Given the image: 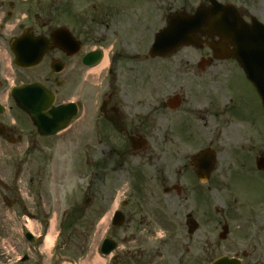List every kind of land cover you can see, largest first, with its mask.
Listing matches in <instances>:
<instances>
[{
    "label": "flooded vegetation",
    "instance_id": "flooded-vegetation-1",
    "mask_svg": "<svg viewBox=\"0 0 264 264\" xmlns=\"http://www.w3.org/2000/svg\"><path fill=\"white\" fill-rule=\"evenodd\" d=\"M102 1L100 10H97L99 19L95 20L103 23L108 19L121 30L114 33L111 31L112 34L105 41L96 43L91 33L84 29V25L78 29L66 21L62 23V20L66 19L61 14L34 13L32 16L26 13L24 17L22 13V18L16 24L18 32L9 34L10 37L3 33L6 28L3 18L11 17L13 12L8 8L4 17L0 18V103L6 108L0 112V146L3 143L26 148L34 145V154L35 150L39 153L40 139H52L41 136L30 117L18 108L12 95L13 87L37 82L42 84L57 102L59 99V103L70 101L62 99H65L64 93L72 89V74L80 73L85 88L88 86V76H85V73H92L96 67L92 65L95 54L91 53L100 51L102 59L107 53L108 65L98 73V77L103 75L99 83L101 91L81 95L79 104L81 113L88 110L95 113L93 124L98 143L101 145L97 161L98 179L105 182L110 179L107 177L112 170L125 168L130 174H139L142 177L141 167L138 166L150 163L154 166L156 177L162 182H178L165 186V191H168L166 194L177 192L181 195L183 191H188L195 196L203 184L199 181L192 159L205 149L214 150L217 160L206 183H209V189H213L214 184L220 185L221 181H224L225 187L228 186L226 188L230 191V199L225 205V210L214 208L213 212L210 209L209 220L203 223L205 226L215 225L218 220V226H224L225 236V239H219L211 245L210 251L203 255L216 257L212 247L220 248L223 243H229L222 254L237 257L242 264H264V195L249 198L235 188L241 175L246 172L264 179V171L257 165L258 158L264 154L262 148L258 150L262 146L264 110L254 86L237 60L217 58L219 56L206 44L201 47H181L169 56L175 61H166L168 57L147 58L156 31L141 30L131 24V15H135L139 23L142 16H145L144 13L149 14L152 11L156 18L167 21L174 12L194 13L198 8L211 6L217 1L234 4L239 8L240 17L249 21L253 15L249 14L245 7L247 0H243L245 3L242 0H197L192 3L187 1L184 6H178L176 2L171 3L168 0ZM7 6L13 9L17 4L12 1ZM148 9L150 10L147 11ZM125 22L134 29L124 30L129 28L125 27ZM27 30L34 36L46 37L50 45L40 63L33 68L17 67L11 47L13 39L22 36ZM111 39L112 46L106 49ZM39 50L37 48L38 52ZM237 77L244 78L256 95L255 118L253 104L241 95L232 83ZM225 81L232 92L229 100L222 101L213 95L212 90L216 84L221 85ZM15 107L17 114L25 116L26 119L18 115L12 118ZM228 116L229 120H224ZM212 119L218 120L221 130L228 129L233 123L237 126L245 123V130L248 132L253 131H249L248 123L256 128L261 141V145L255 147L257 154L249 156L245 152L249 145L239 137L234 136L231 142L224 145V137L211 130ZM226 123H229L228 127ZM174 149L179 155L177 161H174V153H166L167 150ZM222 149L231 150V158L226 164L220 162ZM39 158V154L34 155L35 160L38 161ZM137 162L139 165H136ZM173 162L170 170L169 163ZM110 163L114 165L113 169L109 168ZM42 178L37 180L34 187L39 195L43 193L42 187L47 174ZM185 178L196 182V186L187 185V189H184L179 181ZM220 186L218 187L221 188ZM111 194L114 195L113 192ZM123 202L126 207L122 210L126 213L131 201L123 200L121 206ZM238 244L242 245L240 251L233 247ZM203 255L197 257H204Z\"/></svg>",
    "mask_w": 264,
    "mask_h": 264
},
{
    "label": "rangeland",
    "instance_id": "rangeland-1",
    "mask_svg": "<svg viewBox=\"0 0 264 264\" xmlns=\"http://www.w3.org/2000/svg\"><path fill=\"white\" fill-rule=\"evenodd\" d=\"M9 1L5 0V5ZM187 1L192 3L197 0H168L171 3L176 2L178 6H184L183 4ZM16 2V8L12 9L13 15L3 18V23L6 24L3 33H6L7 37H10L9 34L18 32L16 24L21 19L22 13H30L32 16L34 13L61 14L66 19L62 20V23L66 21L70 26L78 29L84 25V29L91 33L95 43L105 41L112 32L121 30L108 19L103 23L95 20L99 19L97 10H100L99 5L103 2L102 0H29L26 3L16 0ZM245 2L249 14L264 22V0ZM7 8L6 6L0 7L1 18L4 17ZM144 15L139 23L136 21V16L131 15V24L135 28L150 30V32L158 31L165 25V21L156 18L152 11ZM127 26L125 22V27ZM129 29L131 31L134 28H124V30ZM109 41L110 44L106 49L112 46L113 39ZM166 61L175 60L168 57ZM85 76H88V86L83 88L80 73L72 74V89L64 93L65 99L62 100L75 99L86 93L95 94L101 91L99 83L103 75L98 77L96 73L86 72ZM92 82L98 84L93 85ZM222 83L214 86L213 95L222 101L229 100L232 91L227 87L226 81ZM232 83L240 94L253 104V117L255 118L257 108L255 93L250 90L244 78L237 77ZM14 109L12 118L18 115L26 119L25 116L17 114V107ZM93 119H95V113L92 110L82 112L68 130L53 139H40L39 153L35 150L33 154L34 145H30L28 149L7 143L0 146V264H83L87 258L100 254L103 238L98 240L99 236H95L99 222L103 217L110 215L114 207L120 206L121 201L126 198L131 201L126 209L128 221L122 228L117 229L116 233L113 232L118 235L115 237H118L121 242L120 247L113 254L115 257H124L127 251L141 248L146 253H150L147 257H154L152 264H211L224 253L229 243H223L220 248L212 247L215 249L216 257L203 255L208 253L211 245L219 239L218 233L222 228L218 226V220L215 225L205 226L203 223L209 220L210 209L213 212L214 208L225 210V205L230 199L228 198L230 191L226 188L228 186L225 187V182L221 181L222 186H220L221 183L220 185L214 184L213 189H209V183L203 184V187H199V190L204 193L201 200L197 198L198 193L194 196L188 191H183L181 195L177 192L168 195L164 193V187L178 182L176 180H171L170 183L162 182L156 177L153 165L149 163L140 166L138 162L136 165H139L138 167L142 170L140 171L142 178L140 176L139 181L125 168L124 170H112L107 177L110 179L101 182L98 179L97 170L98 152L101 145L96 137ZM224 120H229V116ZM228 124L226 123V127ZM244 124L237 126L233 123L228 129L221 130L217 119L210 121L211 130L222 138L224 137V145L231 142L235 136L244 139V143L249 145L245 151L249 156L257 154L261 148L264 153V117L262 146H260L261 141L256 128L254 129L248 123L249 131L253 129L252 132H248ZM258 144L260 147L255 150ZM42 146L45 148L43 149ZM176 151L175 149L167 150L166 153H174L176 158L174 161H177L179 155ZM222 152L220 162L226 164L231 158V150L222 149ZM37 154L40 156L38 161L34 159V155ZM85 159L88 160V167L83 165ZM140 164L143 163L140 162ZM173 164L174 162L169 163L170 170ZM109 168L113 169L114 165L110 163ZM44 172L47 174V179L43 183V193L39 195L34 187L37 180L45 175ZM179 183L184 189H187V185L196 186V182H190L186 178ZM235 188L249 198H256L264 195V179L246 172L245 175H241ZM4 193L6 196L3 198ZM6 197L9 202L15 201L14 207L5 205ZM74 207L79 212L76 211V215L70 216L67 220L66 228L63 229V237L60 240L63 243L62 247L60 251L54 252L58 235L61 232L63 215ZM188 213H192L201 223V229L192 238L187 233ZM27 219L37 225L34 234L42 235L35 243L28 242L25 237V232L29 229ZM54 222L57 235L55 243L48 250L44 246L43 234L50 231ZM46 225L48 229L45 231ZM237 230L240 231V229ZM108 235L112 236L110 227ZM95 237L98 240V246H93ZM84 245H88L89 254L87 256L90 257H79ZM234 246L237 251H240L242 247L240 244ZM25 254L30 255L31 258L25 262L19 261L18 257ZM65 254L69 257H64ZM113 255L104 257V264H123L119 258L114 263ZM198 255L204 257H197ZM71 257L75 258L76 262L68 260Z\"/></svg>",
    "mask_w": 264,
    "mask_h": 264
},
{
    "label": "water",
    "instance_id": "water-1",
    "mask_svg": "<svg viewBox=\"0 0 264 264\" xmlns=\"http://www.w3.org/2000/svg\"><path fill=\"white\" fill-rule=\"evenodd\" d=\"M234 8L222 6L215 3L210 8H201L194 15L175 13L168 19L166 27L160 30L155 37L149 57L167 56L183 45L201 46L202 39L197 35H217L219 41H204L209 44L216 53H221L223 47L232 46L228 50V56L236 58L242 65L248 78L256 86L264 103V23L252 18L251 23L240 20L236 16ZM24 38L13 43L17 55V63L21 66H33L40 61L43 50L48 48L44 39L34 38L28 34ZM22 47L18 49L17 47ZM39 46V57L35 50ZM34 56V57H33ZM38 60V61H37ZM14 95H20L19 105L25 109L33 118L42 134L54 135L69 125L72 118L77 114L75 104H67L53 107L48 113L47 106L53 102L47 92L36 84L16 88ZM48 101L49 104H48ZM48 104V105H47ZM210 154V153H209ZM208 152L204 158L209 157ZM211 159L212 154H211ZM259 166L264 168V158L259 160ZM199 174H208L199 171ZM121 218L120 222H123ZM119 222V223H120ZM198 228L192 223L190 233ZM30 235V234H28ZM117 243L113 240H106L103 246V253L109 254ZM235 259L221 257L213 264H239Z\"/></svg>",
    "mask_w": 264,
    "mask_h": 264
},
{
    "label": "bare ground",
    "instance_id": "bare-ground-1",
    "mask_svg": "<svg viewBox=\"0 0 264 264\" xmlns=\"http://www.w3.org/2000/svg\"><path fill=\"white\" fill-rule=\"evenodd\" d=\"M108 65V58L106 57L97 67L93 68V72L98 74L100 73L106 66ZM109 218L110 215H108L107 217H105L98 225V230L96 232V237L99 236L98 240L100 239L102 233L104 231L107 230L108 228V222H109ZM28 225L30 227V229L34 232L37 229V225L32 222L31 220L28 221ZM101 233V235H99ZM94 239V244L93 246H95L98 242V240ZM55 238H56V227H55V223L53 224L52 228L50 229L49 233L46 235L45 238V244L44 246L46 247V249L50 250L51 247L53 246L54 242H55ZM104 258L97 255L94 257H90L89 259H87L83 264H103L104 263Z\"/></svg>",
    "mask_w": 264,
    "mask_h": 264
},
{
    "label": "trees",
    "instance_id": "trees-1",
    "mask_svg": "<svg viewBox=\"0 0 264 264\" xmlns=\"http://www.w3.org/2000/svg\"><path fill=\"white\" fill-rule=\"evenodd\" d=\"M72 216H73V215H72ZM72 218H73V217H72ZM72 218H71V219H72Z\"/></svg>",
    "mask_w": 264,
    "mask_h": 264
}]
</instances>
